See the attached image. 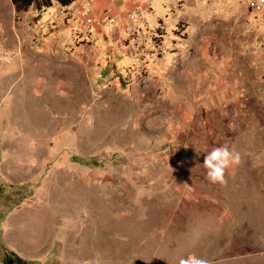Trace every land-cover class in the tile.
Masks as SVG:
<instances>
[{"label":"rangeland","instance_id":"374dc122","mask_svg":"<svg viewBox=\"0 0 264 264\" xmlns=\"http://www.w3.org/2000/svg\"><path fill=\"white\" fill-rule=\"evenodd\" d=\"M51 1L0 0V264H264L262 18L157 0L139 32L91 31ZM220 145L239 159L214 183ZM27 206L65 220L50 256L2 239Z\"/></svg>","mask_w":264,"mask_h":264},{"label":"crops","instance_id":"0c3cea01","mask_svg":"<svg viewBox=\"0 0 264 264\" xmlns=\"http://www.w3.org/2000/svg\"><path fill=\"white\" fill-rule=\"evenodd\" d=\"M150 1L153 4L157 0H89L83 1L82 6L88 8L92 6L94 11L103 17H111L112 19H115V17L119 18L117 26L120 32H124V27L129 22V11L135 6L145 5ZM168 1L169 5H172L175 0ZM74 3L75 0L65 6H70ZM164 4H167L166 0L162 2L163 6H165ZM152 11L155 14V18L152 20L148 18L151 23H156L158 20L157 16L161 17V15H165L168 12L167 7L152 8ZM121 20H124V23ZM28 207L21 213H17L19 211L17 210L12 214H8L6 219V225L8 227L2 234V239L10 243V245L12 244L16 252L20 255L29 254L27 255L29 258L37 260L40 259L37 258L38 256L45 258V256H50L54 253L55 240L60 238L61 234L60 224L61 222H65V220L64 218L61 219L58 215H54L53 217L52 212H48L46 208L44 209L45 212H39L35 211L34 206Z\"/></svg>","mask_w":264,"mask_h":264},{"label":"built area","instance_id":"2783aa9c","mask_svg":"<svg viewBox=\"0 0 264 264\" xmlns=\"http://www.w3.org/2000/svg\"><path fill=\"white\" fill-rule=\"evenodd\" d=\"M89 0H75L73 5L69 7L67 15L74 19H79L82 21L83 25L88 30H98L105 25H109L113 22L111 17H103L97 14L93 7H83L82 2ZM248 7L251 9V12L262 18L264 24V0H246ZM152 4L151 1L145 5L137 6L132 8L128 13V19L130 21L129 25L130 31L139 32L141 26L139 22L144 16L151 12Z\"/></svg>","mask_w":264,"mask_h":264},{"label":"clouds","instance_id":"9594fccd","mask_svg":"<svg viewBox=\"0 0 264 264\" xmlns=\"http://www.w3.org/2000/svg\"><path fill=\"white\" fill-rule=\"evenodd\" d=\"M239 156L226 145L213 147L205 152L203 165L206 175L212 182L225 183L224 171L231 164L238 161ZM179 264H207V261L195 255L188 258L181 257Z\"/></svg>","mask_w":264,"mask_h":264},{"label":"trees","instance_id":"16d2710c","mask_svg":"<svg viewBox=\"0 0 264 264\" xmlns=\"http://www.w3.org/2000/svg\"><path fill=\"white\" fill-rule=\"evenodd\" d=\"M58 1L65 6L71 4L74 0H58ZM13 3L15 4L17 10H26L34 3L37 5L38 8H40V6L42 5L45 6L52 5L51 0H13Z\"/></svg>","mask_w":264,"mask_h":264},{"label":"flooded vegetation","instance_id":"af4514ba","mask_svg":"<svg viewBox=\"0 0 264 264\" xmlns=\"http://www.w3.org/2000/svg\"><path fill=\"white\" fill-rule=\"evenodd\" d=\"M14 262H15V260L12 256L7 259L8 264H14Z\"/></svg>","mask_w":264,"mask_h":264},{"label":"bare ground","instance_id":"6f19581e","mask_svg":"<svg viewBox=\"0 0 264 264\" xmlns=\"http://www.w3.org/2000/svg\"><path fill=\"white\" fill-rule=\"evenodd\" d=\"M34 95V94H33ZM202 107V106H201Z\"/></svg>","mask_w":264,"mask_h":264}]
</instances>
